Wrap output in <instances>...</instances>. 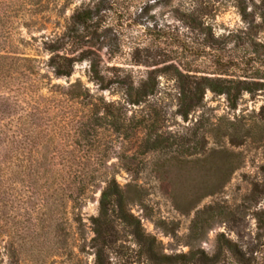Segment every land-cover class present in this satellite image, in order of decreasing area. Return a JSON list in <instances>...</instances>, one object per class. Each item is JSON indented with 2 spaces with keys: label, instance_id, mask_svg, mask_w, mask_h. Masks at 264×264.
Returning a JSON list of instances; mask_svg holds the SVG:
<instances>
[{
  "label": "rangeland",
  "instance_id": "1",
  "mask_svg": "<svg viewBox=\"0 0 264 264\" xmlns=\"http://www.w3.org/2000/svg\"><path fill=\"white\" fill-rule=\"evenodd\" d=\"M86 9L94 10L89 29L73 17ZM56 54L76 60L71 76L55 75ZM0 55L30 59L9 83L19 99L28 93L26 110L0 105V264H95L92 217L112 176L163 253L203 249L211 256L224 234L256 248L264 264L257 218L264 220L259 18L244 20L230 0L210 12L196 9L194 0H0ZM92 59L105 85L94 78ZM203 78V106L185 119L178 113L180 89ZM76 82L84 95L77 100L70 86ZM208 85L234 87L237 106ZM128 87L139 104L131 103ZM0 93L7 89L0 86ZM31 105L37 118L20 137V117ZM104 114L117 116L125 130L96 121ZM140 122L165 144L144 151ZM83 123L85 142L76 132ZM209 205L223 214L194 239L191 221ZM139 252L122 231L106 251L107 264H147ZM216 264L238 262L224 253Z\"/></svg>",
  "mask_w": 264,
  "mask_h": 264
},
{
  "label": "trees",
  "instance_id": "2",
  "mask_svg": "<svg viewBox=\"0 0 264 264\" xmlns=\"http://www.w3.org/2000/svg\"><path fill=\"white\" fill-rule=\"evenodd\" d=\"M225 0H194L196 9H205L207 12L213 11L218 8V5ZM234 2L235 7L241 13L244 20H250L252 17L259 18L264 24V0H230ZM75 23L82 26L85 29H89L94 20V10L86 9L77 12L74 16ZM75 27L72 28V32H75ZM55 48V47H54ZM91 72L96 79V81L105 85V79L101 74L99 65L92 59ZM30 61L28 58H17L7 55H0V82L5 89H7V94L0 93V105L1 102L9 103V107L17 108V112L21 110H26L23 102L26 99L28 93L25 94L24 98L15 96L14 89L10 87L9 83L13 77L14 72L17 73V69L24 66L25 62ZM75 59L68 55H52L50 58V65L53 67V71L57 77L71 76L73 73ZM26 67V66H25ZM31 75H35L33 69L27 68ZM21 74L24 75L22 72ZM10 77V78H8ZM32 77L26 75V79ZM7 78L10 79L7 81ZM33 78L31 79L32 82ZM203 78L201 81L195 82V86H185L180 89L178 98V113L181 114L185 119H188L189 114L203 106V101L206 93V86H204ZM9 85V86H8ZM70 86L74 88V92L71 98L78 99L83 97L82 91H78L80 88V83H71ZM214 92L219 94H227L229 100L231 101L232 107L237 106V99L240 92H236L232 86H210ZM25 89V88H24ZM30 88H28L29 90ZM80 90V89H79ZM131 88H127L129 96L133 99V93ZM78 91V92H77ZM144 96L145 94L141 91L138 96ZM140 100L133 99L131 103L139 104ZM39 111L38 108L32 105L26 114L21 115L20 124L18 125V133L21 134L20 137H26L28 134V129L31 124H34L35 114ZM0 107V114H2ZM41 112V110H40ZM98 117L99 115L96 114ZM117 116L113 114H104L102 117L96 118V121L109 120V124L116 127L117 132L125 130L124 124L121 123ZM145 121H148L145 119ZM149 122V121H148ZM148 122H140L137 126L146 130L143 137L141 138L140 146L144 147V151H156L165 143L162 136L154 129L150 128ZM142 125V127H141ZM85 124L79 127L76 132L77 136L81 139L87 141L88 130L85 128ZM151 126H153L151 124ZM137 127V128H138ZM150 128V129H149ZM150 130L148 133L147 131ZM5 134L4 131L0 132ZM19 135L15 139L11 140V143H16ZM11 138L9 137L8 140ZM10 156V155H9ZM127 194L121 184L117 181L116 177L112 176L106 180L105 186L101 189L99 198V213L97 216L92 217V225L94 231L93 243L96 253L95 264H107L106 251L113 247L118 240L121 239V232L126 231L129 235L133 236L134 241L138 245L139 255L143 261L147 264H216L219 258L224 253H230L238 262V264H260L255 256L256 248H245L243 245L235 242L229 238H226L224 234L219 236V246L218 251L209 256L203 249L190 250L188 253H178V254H166L160 250V245L155 236L147 234L144 230V226L141 220L136 217L127 208ZM215 208L212 205L199 209L196 215L191 221L190 233L192 238L198 239L204 234L206 228L210 227L217 217L221 216L223 213H216ZM257 218L260 228H264V220L260 213H257ZM159 227L165 228L166 221L159 220L156 222Z\"/></svg>",
  "mask_w": 264,
  "mask_h": 264
}]
</instances>
